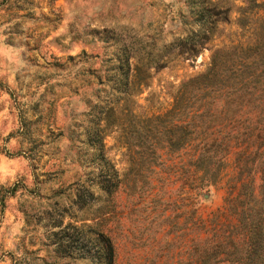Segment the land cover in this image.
Returning <instances> with one entry per match:
<instances>
[{"label":"rangeland","instance_id":"rangeland-1","mask_svg":"<svg viewBox=\"0 0 264 264\" xmlns=\"http://www.w3.org/2000/svg\"><path fill=\"white\" fill-rule=\"evenodd\" d=\"M237 4L197 53H170L165 65L149 67L133 95L136 111L164 110L177 83L237 37ZM185 12L183 0H0V264H92L97 228L113 239L118 263H127L132 248L147 264L169 246L154 243L155 234L177 233L192 205L205 218L222 204V181L194 193L165 165L135 177V191L123 184L106 193L100 173L113 167L122 176L127 153L113 129L103 137L101 159L88 141L94 104L116 92L117 55L130 53L133 72L136 53L186 31Z\"/></svg>","mask_w":264,"mask_h":264},{"label":"trees","instance_id":"trees-1","mask_svg":"<svg viewBox=\"0 0 264 264\" xmlns=\"http://www.w3.org/2000/svg\"><path fill=\"white\" fill-rule=\"evenodd\" d=\"M183 1L182 23L190 18L186 31L157 50L136 53L133 72L130 53L121 51L116 92L94 104L95 125L88 141L98 158L111 129L127 153L122 176L111 167L100 173L99 187L113 193L124 184L135 191V177H148L155 166L164 165L176 167L178 179L188 181L194 193L222 181V204L205 218L192 205L189 225L174 234L168 229L155 234L154 243L163 240L169 246L147 264H264V0H238L232 17L237 37L215 47L203 70L177 83L168 107L136 111L133 95L146 84L150 66L165 65L170 53L194 55L231 19L234 0ZM128 175L132 177L125 182ZM93 233L92 264H120L109 233L100 228ZM136 254L129 249L126 264H145L147 255L139 263Z\"/></svg>","mask_w":264,"mask_h":264}]
</instances>
